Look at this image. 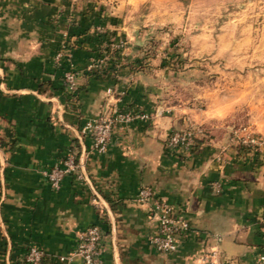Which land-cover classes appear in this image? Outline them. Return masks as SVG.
Here are the masks:
<instances>
[{
	"label": "crops",
	"instance_id": "0c3cea01",
	"mask_svg": "<svg viewBox=\"0 0 264 264\" xmlns=\"http://www.w3.org/2000/svg\"><path fill=\"white\" fill-rule=\"evenodd\" d=\"M91 1L0 2V264H25L32 244L44 251L42 264H82L58 255L74 252L90 224L102 228L103 264H254L264 244V148L231 142L211 123L190 152L166 151L165 138L186 119L165 111L126 69L118 77L90 65L110 41L95 25L121 22L104 0ZM62 46L68 54L56 62ZM69 68L74 92L63 77ZM113 106L150 116L116 124L107 149L97 152L83 126ZM70 149L85 176L70 172L53 188L43 171ZM141 185L188 219L176 251L150 244L153 198H137Z\"/></svg>",
	"mask_w": 264,
	"mask_h": 264
},
{
	"label": "rangeland",
	"instance_id": "374dc122",
	"mask_svg": "<svg viewBox=\"0 0 264 264\" xmlns=\"http://www.w3.org/2000/svg\"><path fill=\"white\" fill-rule=\"evenodd\" d=\"M98 1L92 0L91 3ZM189 2L183 0L184 6L187 7ZM100 3L108 5V11L121 18L116 28L101 23L95 25L98 32L108 34L110 38V41L104 42L101 54L95 59L101 62L102 67H111L116 74L118 70L126 69L129 72L126 76L128 80L138 77L146 82L165 111L177 110L184 115L185 126L196 124L204 129L207 124L215 123L230 135L235 127L249 125L264 136V54L256 50V45L260 43L259 33H252L253 44L247 53H241L248 57L242 61L243 67H225L227 59L213 61L207 57H192L191 42L182 31L173 35L174 25L156 27L154 30L145 27L143 21L152 11L150 5L140 6V12L132 13L133 19H129L131 5L121 8L120 0ZM244 7L228 5V12L222 13L217 22L214 39L221 34L219 28L234 18L229 13L241 12ZM255 11L259 12L260 8L257 7ZM137 16L139 21L136 31L132 33L131 26ZM257 21L253 28L260 27L259 22L264 21V16H258ZM242 27L238 28L237 39ZM145 33L148 35L145 36ZM130 34L135 38V43L130 42ZM165 34L170 37L167 43L163 39ZM212 55H215V51ZM216 67L220 71L211 72ZM157 73H162V76ZM205 118L208 121L200 123Z\"/></svg>",
	"mask_w": 264,
	"mask_h": 264
},
{
	"label": "built area",
	"instance_id": "2783aa9c",
	"mask_svg": "<svg viewBox=\"0 0 264 264\" xmlns=\"http://www.w3.org/2000/svg\"><path fill=\"white\" fill-rule=\"evenodd\" d=\"M3 0H0V2ZM66 47L62 46L55 54V61L60 62L67 56ZM103 58L101 57L102 61ZM91 66H101V62L92 61ZM68 88L74 92L77 88L75 74L72 68L67 69L63 74ZM161 110H157L160 113ZM150 115L144 111L123 109L118 106L109 107L95 118L87 121L83 126V131L92 140V148L97 152H104L111 139L114 127L118 123H129L135 118H148ZM200 125L190 124L181 129L172 130L164 141L165 150L170 153L186 154L197 145V138L202 133ZM231 142L255 150L264 147V136L252 129L249 125H241L231 130L229 135ZM76 173L80 178H84V166L81 158L77 157L76 150L70 149L59 163H55L43 171L53 188H59L63 177L70 173ZM213 188L219 190L220 184L212 182ZM137 198L141 201L152 199L151 211L155 219V227L149 235L150 244L157 250L163 252L176 251L182 241L183 236L188 231L190 223L181 214H172L171 205L162 198L154 195L151 185H141L138 188ZM101 237L102 228L98 224L88 225L79 235L77 246L71 254L58 255L59 262L79 256L82 264H103L101 257ZM44 251L37 245L32 244L24 254L25 264H42ZM254 264H264V244L258 253Z\"/></svg>",
	"mask_w": 264,
	"mask_h": 264
},
{
	"label": "clouds",
	"instance_id": "9594fccd",
	"mask_svg": "<svg viewBox=\"0 0 264 264\" xmlns=\"http://www.w3.org/2000/svg\"><path fill=\"white\" fill-rule=\"evenodd\" d=\"M150 5L152 11L143 21L145 27L154 30L156 27H164L166 25H174L172 29L173 35L181 31L188 41L191 42V56L203 59L207 57L213 61L227 59L228 63L225 67L234 65L243 67L242 61L248 59V48L253 44L252 33H259V44L256 50L264 54V21H260L259 28H253L256 24L258 16H264V0H190L187 7L184 6L183 0H120V7L124 8L131 5L129 19H133L132 13H139L140 6ZM228 5L239 8L245 5L243 11L229 13L234 18L229 19L222 27L219 28L221 33L215 39L213 33L217 31L216 25L221 18L222 13L228 12ZM259 7L260 11L255 9ZM187 13V16H185ZM137 16L131 26V32L136 31ZM243 25L239 30V39L237 32L239 26ZM196 33V34H193ZM148 33H145V36ZM130 42L135 43L133 36H129ZM165 43L170 37L165 34L163 37ZM143 41V37H141ZM215 51V55L212 53ZM219 67L212 68L211 72H219ZM162 76V73H157Z\"/></svg>",
	"mask_w": 264,
	"mask_h": 264
},
{
	"label": "trees",
	"instance_id": "16d2710c",
	"mask_svg": "<svg viewBox=\"0 0 264 264\" xmlns=\"http://www.w3.org/2000/svg\"><path fill=\"white\" fill-rule=\"evenodd\" d=\"M208 132H209V131H207V129L205 130V128H204L203 131H202V133H208ZM202 133H201V134H202ZM202 139H203V137H200V136H199V137L197 138V144H198V142H199L200 140H202Z\"/></svg>",
	"mask_w": 264,
	"mask_h": 264
}]
</instances>
